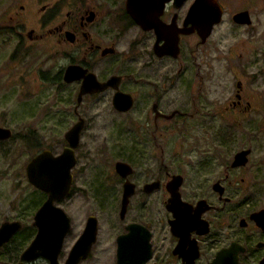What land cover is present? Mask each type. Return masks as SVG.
Instances as JSON below:
<instances>
[{
  "label": "flooded vegetation",
  "instance_id": "1",
  "mask_svg": "<svg viewBox=\"0 0 264 264\" xmlns=\"http://www.w3.org/2000/svg\"><path fill=\"white\" fill-rule=\"evenodd\" d=\"M194 1L13 0L2 10L8 58L38 51L39 83L72 100L65 132L81 121L69 190L54 202L69 222L55 264L88 221L94 238L75 264H264V0H214L220 17L207 34L189 16ZM51 53L60 57L52 79ZM99 105L121 121L108 131L118 154L109 175L90 166L77 183L73 167L89 158L79 147ZM207 119L217 120L212 133L200 129L204 142L189 144V121ZM183 144L189 157L174 159ZM71 196L88 206L76 220ZM35 230L21 222L0 244V264H18Z\"/></svg>",
  "mask_w": 264,
  "mask_h": 264
},
{
  "label": "rangeland",
  "instance_id": "2",
  "mask_svg": "<svg viewBox=\"0 0 264 264\" xmlns=\"http://www.w3.org/2000/svg\"><path fill=\"white\" fill-rule=\"evenodd\" d=\"M13 0H0V15L5 6ZM264 17V13L260 14ZM219 27L214 30L212 37L217 38ZM0 38V126L8 127L12 135L9 139L0 141V222L3 220H21L25 225L32 224V217L35 207L31 200L37 197L35 188L32 187L25 178L24 166L31 155L41 148H49L53 154L58 153L63 145V134L72 122V100L68 101L64 97L65 88L55 86L54 83L44 85L39 83L34 69L39 68L37 61L38 51H23L24 55L18 57L14 63L8 58L13 42ZM20 54V51L17 52ZM60 57L56 54L50 55L47 62L49 77L54 76L58 70ZM42 67V66H41ZM94 107L92 112L96 118L95 125L89 131L83 132L79 147V154L90 151L88 160L80 158V163L73 167L76 176L73 180L85 181L89 177V167L93 166L96 171L110 174L111 153L118 154L115 134H108L116 123L121 122L119 117L103 109ZM209 122L212 126L206 129ZM217 120H194L189 121V144L203 143L200 140L201 131L212 133V128L216 127ZM204 127L200 128L201 126ZM34 137L24 138L22 136L32 135ZM113 130V129H112ZM186 139V137H184ZM171 141H177L178 136L169 137ZM172 143V142H171ZM193 148V147H192ZM186 144L181 145L179 154L174 156L188 158L189 149ZM87 160L88 163L82 165L81 162ZM85 162V161H84ZM105 174V175H106ZM38 191V190H37ZM87 205L80 207L75 196H71L66 204L67 211H71L75 220L79 217ZM27 231V230H26ZM26 231H22L25 235ZM27 243L26 240L21 244Z\"/></svg>",
  "mask_w": 264,
  "mask_h": 264
},
{
  "label": "water",
  "instance_id": "3",
  "mask_svg": "<svg viewBox=\"0 0 264 264\" xmlns=\"http://www.w3.org/2000/svg\"><path fill=\"white\" fill-rule=\"evenodd\" d=\"M189 8V16L201 21L206 34L211 26L219 21L220 11L214 0H195ZM244 14L245 12H240L236 16L241 18ZM86 90L87 87H84L81 92ZM80 127L81 121H76L63 133L68 145L59 154L53 156L49 149H41L25 163L23 172L26 181L34 188L43 191L46 198L33 213L32 224L36 227V233L20 254L21 261L18 264L38 256L46 257L50 260V264H55V254L58 253L60 241L68 230L69 222L65 213L55 206L54 202L69 190L71 183L69 169L74 164L73 148L77 143ZM10 135L11 130L8 127L0 126V140L8 139ZM115 168L121 172L124 166L122 163H117ZM19 228H21V220H3L0 223V244L8 240ZM94 228V222L88 221L64 264H75L79 256H84L94 238Z\"/></svg>",
  "mask_w": 264,
  "mask_h": 264
},
{
  "label": "trees",
  "instance_id": "4",
  "mask_svg": "<svg viewBox=\"0 0 264 264\" xmlns=\"http://www.w3.org/2000/svg\"><path fill=\"white\" fill-rule=\"evenodd\" d=\"M22 137H24V138H31V137H34V135L32 134V135H26V136H22ZM35 192L37 193L36 194L37 197L35 199H32L31 200V204H32L33 207L37 208V206H39L40 203L42 202V200L44 198V195H43V193H41V192H39L37 190H35Z\"/></svg>",
  "mask_w": 264,
  "mask_h": 264
}]
</instances>
